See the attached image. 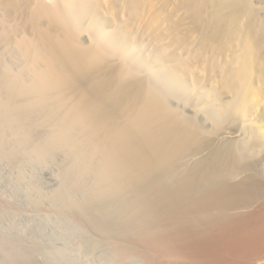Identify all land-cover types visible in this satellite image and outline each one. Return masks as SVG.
I'll list each match as a JSON object with an SVG mask.
<instances>
[{"label": "bare ground", "instance_id": "bare-ground-1", "mask_svg": "<svg viewBox=\"0 0 264 264\" xmlns=\"http://www.w3.org/2000/svg\"><path fill=\"white\" fill-rule=\"evenodd\" d=\"M258 2L0 0V160L65 151L74 160L65 186L79 189L94 174L97 196L128 205L117 210L118 232L128 238L116 244L123 256L132 247L148 264H264V156L256 165L249 159L264 151V7ZM137 42L166 49L150 64L166 69L156 73L157 85L141 60L129 62L127 51ZM195 71L215 89L209 104L202 103L203 92L198 96L216 125L258 112L242 128L244 143L237 141L238 125L220 132L211 130L212 121L211 129L203 127L209 116L199 122L184 115L172 107L170 90L158 86L167 75L173 90L194 102L186 90ZM194 105L188 108L197 114ZM223 139L228 142L214 145ZM71 176H77L73 183ZM66 190L56 197L67 211L79 209ZM10 203L0 198L1 207ZM21 242H7L8 263L35 264V246L29 251Z\"/></svg>", "mask_w": 264, "mask_h": 264}, {"label": "rangeland", "instance_id": "rangeland-1", "mask_svg": "<svg viewBox=\"0 0 264 264\" xmlns=\"http://www.w3.org/2000/svg\"><path fill=\"white\" fill-rule=\"evenodd\" d=\"M254 1L255 3L258 2V0H254ZM258 5L259 7H264V0L262 4H259L258 2ZM120 27H121V30L123 31L124 29L122 28V26ZM135 46H134L135 48L132 46L133 49H131L132 48L131 47L127 51V56L128 57L132 56L130 58V60L132 61H129V62L131 63L134 62L136 64L140 62L141 60V63H144V65L142 66L144 68V73L145 72L149 73V76L151 77L152 81L155 79L153 83L157 85L158 83L155 82L156 77H157L156 73L158 72L162 73L161 70H163V72L166 73V69L164 68L161 69V67H154L151 65L155 64V61H158L160 59L161 53L162 54L166 53L165 52L166 49H164L165 50L164 51L163 49H160L158 46L154 47V45L151 46V44L144 43V42H137ZM143 55L145 56L142 57ZM137 57L140 58L139 61H137ZM194 73L196 76H194L193 78V75H192V77L190 78V80L192 79L193 81L191 80L192 83L188 84L189 86L187 87L188 89L186 90L187 95L190 97V99L192 97L191 100L194 99L196 102L200 100V103H201V101H203L201 100L203 99V97L201 96L204 93L203 96L207 97V99L205 98L204 99L205 102L203 101L202 103H205V104L211 103L212 98L215 94L214 93L215 89H213L212 85L210 86L208 83L205 85L204 82H206V80L204 79L205 76L203 77L202 75L203 73L199 74L200 72L198 71H195ZM140 74H143V73L140 72ZM198 76H200V79ZM165 77L166 78L164 79L162 78V79L166 81L167 84L162 83L164 81H160L163 84V86L162 85L161 86L158 85V86L160 89H163L165 91L170 90L168 92H169V95L172 96V100H174V102H171L172 107L174 109L176 108V109L184 110L183 111L184 115L186 113V116L187 114H189L190 117L198 118L199 122L200 121L202 122V120L205 121L207 117L209 116L208 118L210 120L207 119V121L209 122H207L206 125H203V127H207L208 129H211V127H213L212 124H215V126L217 127L212 128L211 130L215 129V131L220 132V130L225 128V125L227 124L216 125L215 123L216 121H213L214 117H212V112H210L211 109L209 108L207 109L209 105L206 106L205 104H202V103L201 105L198 102L197 104L195 103L196 105H194L195 101L190 102L187 99H186L187 102L184 101L182 98L185 97V95H183L182 93L179 94L178 91L173 90L174 89L173 86L175 85L174 84L172 85V83L169 82L170 81V79H168L169 76L165 75ZM201 77H203L202 79L203 81L201 80ZM196 78L200 81L201 85L204 84L205 87L207 86L208 87L207 88L202 87L203 88L202 89L200 88L201 85L197 86L195 84L196 82H194L196 81ZM170 83H171V86L169 85ZM194 87L196 88L199 87V89L198 88L196 89ZM206 93L208 94L206 95ZM198 95H201V96H198ZM198 97H200L199 100H198ZM224 100L231 102L232 99L231 97H227ZM188 103L190 105L192 104L197 107V110H195V112L201 110L199 113L198 112L197 114L195 113L198 116H196L194 112L189 110L188 107H191L192 105L190 106L188 105ZM185 104H187V106ZM203 106L204 108L206 106L204 111H202ZM230 106L231 105H229V107ZM200 113L201 114L203 113V114L199 115ZM256 116H258V112L257 114H253L250 117L246 118L245 120H240L235 116V118L232 117V119L230 118L228 119L229 121H226L224 123H229V125H232L234 127L238 125L240 132L238 131L237 132L238 135L236 134L238 136L237 141L244 143L243 142L244 135L241 134L243 130L242 128L245 127L244 124L248 125L253 121L255 122L257 119ZM218 134L219 133H214L212 136L215 138ZM8 140L11 142H9ZM35 140L36 141L33 143H38L39 141H41V139L38 137ZM224 141L226 140L224 139L223 141L215 140L214 145L220 146L222 145V142ZM6 142H7L6 148L11 150L12 147H14L13 141L10 140V138H8L6 139ZM226 142H224L223 144H225ZM241 143H238V144L241 145ZM253 153L254 154H252L251 158L249 159H251L250 160L251 163H255L256 165L257 160L255 159L262 158L264 156V151L262 152L257 151ZM66 155L67 153L65 151L57 150L54 153H51V156L47 155L46 157H43L44 159L43 158L41 159L39 157V160L37 159V157L31 158L32 160L31 159L28 160L22 157H19V159L17 158L18 160L16 161L14 160L15 157L14 158L8 157L7 159L4 158L3 160L2 159L0 160V198L5 199V201L11 202L9 206H6V207L0 206V243H1L0 247L2 248V249L0 248V257H1L0 264H7L9 262L7 257L4 255L3 250L5 251L6 249L5 247L9 243V241L14 242L15 239L17 242L23 241L21 242L24 244V245L22 244L23 247L25 249L30 247V249L28 248L29 251L32 250V248L35 246L34 250L30 251L32 252V255H34L32 258L35 264H148L146 258H144V256L141 254L139 255V252L137 253V251L132 247H128L127 249L128 251H126L127 257L125 256V254H124L125 256L124 257L121 253H118L119 249L117 250V248L119 245V240L125 241L128 239L126 235H124V238H123V235L118 232V229H117L118 225L122 222L121 212H118V211L122 210V212H126L127 211L126 208L128 205H124L121 202L118 203V201L113 197L111 198V196L105 197V198L104 197L101 198L100 196H97L94 190L92 189L93 188L92 185L94 184V180L92 177H94V174L93 175L91 174L90 177L89 175L85 176L91 180L84 179L83 180L84 182L87 181L84 184L86 186H83V187L81 186L79 189L78 188L73 189L72 185L70 184L69 185L66 184L68 187L65 186L64 182L66 179L64 180L63 176L65 175L66 167L68 168L69 166H71V163L74 162L73 159H72L73 161L71 160V157L69 155L68 156ZM199 157L195 156L193 158V161ZM253 158L255 162H253ZM193 161H190V162L192 163ZM262 163L260 164L259 169L262 170L260 172L264 173V169H263L264 161ZM20 175L22 176V178ZM18 178L20 179L18 180ZM69 179H70L69 182L73 183L74 181L77 180V176L76 178L71 176ZM73 179L74 181H72ZM33 188L35 190H33ZM62 188H64L65 190L67 189L66 190V192L68 191L67 197L70 194L68 197L69 199L75 198L74 201H76L77 204H79L78 205L79 209L74 211L73 209L70 208V211H67L69 209L66 208L64 203L56 197L57 196L56 194ZM29 191H32V192H29ZM29 194L33 196L31 195L29 196ZM34 194L36 195V197ZM27 196H29L30 198H27ZM31 197L33 198V200L31 199ZM36 199L38 201L41 200V202L43 201V203H38ZM112 199L116 202H114ZM117 214H120V215H117ZM86 220L88 221L86 222ZM3 244H5V246ZM17 262L14 264H20V262L18 263ZM8 264H12V263L10 262Z\"/></svg>", "mask_w": 264, "mask_h": 264}]
</instances>
